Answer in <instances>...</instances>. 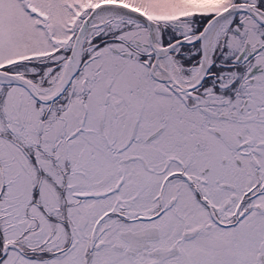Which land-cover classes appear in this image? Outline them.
Masks as SVG:
<instances>
[{"label":"snow or ice","instance_id":"snow-or-ice-1","mask_svg":"<svg viewBox=\"0 0 264 264\" xmlns=\"http://www.w3.org/2000/svg\"><path fill=\"white\" fill-rule=\"evenodd\" d=\"M0 264H264V0H0Z\"/></svg>","mask_w":264,"mask_h":264}]
</instances>
